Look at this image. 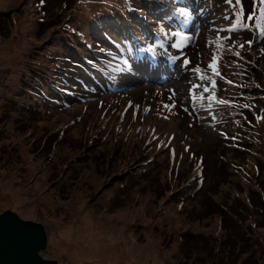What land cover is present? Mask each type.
I'll return each mask as SVG.
<instances>
[{
	"label": "rangeland",
	"instance_id": "374dc122",
	"mask_svg": "<svg viewBox=\"0 0 264 264\" xmlns=\"http://www.w3.org/2000/svg\"><path fill=\"white\" fill-rule=\"evenodd\" d=\"M129 1L0 0V215L42 225L58 264H264V3L239 27L225 0H170L198 27L155 95L80 63L97 26L147 14Z\"/></svg>",
	"mask_w": 264,
	"mask_h": 264
},
{
	"label": "trees",
	"instance_id": "16d2710c",
	"mask_svg": "<svg viewBox=\"0 0 264 264\" xmlns=\"http://www.w3.org/2000/svg\"><path fill=\"white\" fill-rule=\"evenodd\" d=\"M190 0H185V3H188ZM125 2V1H124ZM130 5L128 7V13L135 12L136 10L145 11L147 14L143 18H133L131 20L132 25L123 24L120 25L116 22L107 26L108 29L112 26L119 25L113 32L107 30L106 25L97 26L93 30L92 42L96 39L97 45H93L96 49H98V54L105 53L106 50H110V48H114L117 51L118 56H125V53L122 52L123 48H134L140 43L145 44L141 52L135 53V56L141 55L144 52L146 46L149 45L151 40H156V32H161L163 34L164 29L161 25H171L169 24L170 18L175 14V9H173L170 0H130ZM141 3V6L138 7L137 3ZM142 7V8H141ZM157 21V27L154 30L153 27L148 25V22ZM2 28L5 25V21L2 23ZM128 25V26H127ZM104 28V29H103ZM85 46H89L85 44ZM71 55V54H70ZM87 57V56H86ZM87 62H92L88 60ZM100 62V59H98ZM65 67V64H62ZM67 69H72L69 64H67ZM47 76L42 73V78H46ZM51 80V79H49ZM52 81V80H51ZM43 84V83H42ZM259 167L257 168V170ZM261 174L259 173V176ZM264 182V181H263ZM260 187H264L262 183L259 184Z\"/></svg>",
	"mask_w": 264,
	"mask_h": 264
},
{
	"label": "water",
	"instance_id": "95a60500",
	"mask_svg": "<svg viewBox=\"0 0 264 264\" xmlns=\"http://www.w3.org/2000/svg\"><path fill=\"white\" fill-rule=\"evenodd\" d=\"M47 242L42 225L24 221L11 211L0 215V264H58L40 256Z\"/></svg>",
	"mask_w": 264,
	"mask_h": 264
},
{
	"label": "snow or ice",
	"instance_id": "6c2138e0",
	"mask_svg": "<svg viewBox=\"0 0 264 264\" xmlns=\"http://www.w3.org/2000/svg\"><path fill=\"white\" fill-rule=\"evenodd\" d=\"M225 2L233 7H236L238 9L235 19L237 22V26L239 27H246L245 20H255L254 14H249L245 16V5L243 3V0H225ZM259 3H264V0H259ZM181 15H186V10L178 9L177 10ZM260 19L264 20V9L260 10ZM235 30V28L233 29ZM174 35L179 37L180 42L174 45L175 47L179 48L180 45L187 39V37H184L179 32L174 33ZM187 63V61H186ZM215 65V57L213 58V63L209 65V68L213 70L214 73H216V69L214 67ZM199 71V69H197ZM218 74V73H216ZM223 103V102H221Z\"/></svg>",
	"mask_w": 264,
	"mask_h": 264
}]
</instances>
